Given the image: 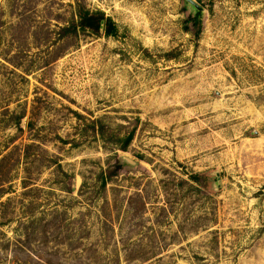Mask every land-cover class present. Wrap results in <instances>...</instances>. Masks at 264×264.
<instances>
[{
    "label": "rangeland",
    "instance_id": "374dc122",
    "mask_svg": "<svg viewBox=\"0 0 264 264\" xmlns=\"http://www.w3.org/2000/svg\"><path fill=\"white\" fill-rule=\"evenodd\" d=\"M194 1L0 0V264H264V0Z\"/></svg>",
    "mask_w": 264,
    "mask_h": 264
},
{
    "label": "trees",
    "instance_id": "16d2710c",
    "mask_svg": "<svg viewBox=\"0 0 264 264\" xmlns=\"http://www.w3.org/2000/svg\"><path fill=\"white\" fill-rule=\"evenodd\" d=\"M199 15L200 14H198V17L191 19V21L197 22L199 19ZM76 17H77V22L73 21L69 26H65L61 29L63 33L62 34L63 37H68V35H71V34L78 36L80 32L84 33L85 31H88V30L92 31L93 33H99L101 30H104L106 34L108 35L113 34L114 26L109 20H106L104 16L91 13L89 10H87L83 6H79L77 13H76ZM200 30L201 29H199L198 32L195 33L196 37L200 35L199 33ZM75 115L76 117H78V119H83V117L77 114L76 112H75ZM97 122H94V123L96 124ZM131 140H132V136H129L128 138H126L124 142V146L122 147L123 151L126 150V147L129 145ZM35 145L36 144H27L24 146V153L22 154V159L26 161V163L30 161V158L32 155L30 152L32 151V149H34L35 147L39 148L38 147L39 145L38 146H35ZM8 156H4L0 160V168L2 167L3 163L7 160ZM35 159L36 158L32 160L34 163L36 161ZM122 168H123V164H121L118 160L114 167L115 172H110L112 170V168H110L102 175L103 185L106 186L107 182L111 179V177L117 173L116 170H120ZM193 178L197 179L198 176H193ZM25 182H29V181L25 179Z\"/></svg>",
    "mask_w": 264,
    "mask_h": 264
},
{
    "label": "water",
    "instance_id": "95a60500",
    "mask_svg": "<svg viewBox=\"0 0 264 264\" xmlns=\"http://www.w3.org/2000/svg\"><path fill=\"white\" fill-rule=\"evenodd\" d=\"M188 5L198 13H203V8L200 7L194 0H186ZM102 29V28H101ZM219 178V177H218ZM219 181V179H218ZM220 183V182H219Z\"/></svg>",
    "mask_w": 264,
    "mask_h": 264
}]
</instances>
